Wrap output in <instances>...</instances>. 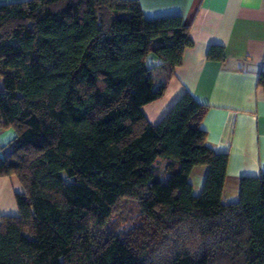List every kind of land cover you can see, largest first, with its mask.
I'll use <instances>...</instances> for the list:
<instances>
[{
    "label": "trees",
    "instance_id": "1",
    "mask_svg": "<svg viewBox=\"0 0 264 264\" xmlns=\"http://www.w3.org/2000/svg\"><path fill=\"white\" fill-rule=\"evenodd\" d=\"M192 45L180 16L147 19L137 0L0 5V130L14 133L0 177L22 188L0 217V264H264V173L224 203L227 154L205 142L206 107L184 93L156 125L142 112L165 89L147 56L168 77ZM126 200L137 239L112 229Z\"/></svg>",
    "mask_w": 264,
    "mask_h": 264
},
{
    "label": "crops",
    "instance_id": "2",
    "mask_svg": "<svg viewBox=\"0 0 264 264\" xmlns=\"http://www.w3.org/2000/svg\"><path fill=\"white\" fill-rule=\"evenodd\" d=\"M28 0H0L1 4ZM147 19L180 16L193 45L182 63L166 77L159 59L149 54L146 65L156 81H165L163 95L142 108L156 125L184 93L206 107L200 128L207 146L227 154L222 201L238 199L239 180L264 173V90L257 83L264 72V0H137ZM221 47L224 59L207 57ZM2 81L0 80V88ZM14 137L0 130V147ZM1 156V153H0ZM205 167H195L189 182L201 190ZM22 188L13 177H0V217L17 214L15 194Z\"/></svg>",
    "mask_w": 264,
    "mask_h": 264
},
{
    "label": "rangeland",
    "instance_id": "3",
    "mask_svg": "<svg viewBox=\"0 0 264 264\" xmlns=\"http://www.w3.org/2000/svg\"><path fill=\"white\" fill-rule=\"evenodd\" d=\"M194 187V192L199 193L200 190L196 183H194ZM141 221L136 205L131 200L123 201L111 218L112 229L127 235L130 239H137L140 236V232L137 231L141 228L139 226Z\"/></svg>",
    "mask_w": 264,
    "mask_h": 264
}]
</instances>
